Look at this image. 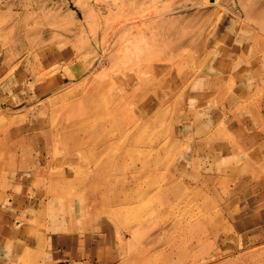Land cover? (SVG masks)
I'll return each instance as SVG.
<instances>
[{
    "label": "rangeland",
    "instance_id": "374dc122",
    "mask_svg": "<svg viewBox=\"0 0 264 264\" xmlns=\"http://www.w3.org/2000/svg\"><path fill=\"white\" fill-rule=\"evenodd\" d=\"M241 63L263 88L264 0H0V264H264V102L240 100ZM65 121L85 147L53 149Z\"/></svg>",
    "mask_w": 264,
    "mask_h": 264
},
{
    "label": "bare ground",
    "instance_id": "6f19581e",
    "mask_svg": "<svg viewBox=\"0 0 264 264\" xmlns=\"http://www.w3.org/2000/svg\"><path fill=\"white\" fill-rule=\"evenodd\" d=\"M72 77L75 78V79H77L79 77V74H74ZM99 97L100 96H99V94L97 92H92V93H89V94H87L85 96H81L80 97L79 103L86 104L85 105V108L81 109L82 110V113L80 115L81 117H84L85 118L87 116H92L93 115V113L89 109V107H90V104L93 103V102H98L100 104V101L102 99H99ZM96 113L98 114L97 117L98 118L101 117L102 120L109 119V125H110V131L109 132H111V134H112V131H113L114 127L117 128L116 121H115V111H114V108H108V109L100 108V111L99 112H96ZM73 114L74 113L72 112V118H71V121L72 122L75 119H78L76 117V115L75 114L73 115ZM66 118H70V117L67 116ZM79 120L80 119H78L77 121H79ZM68 124H69L68 121H65L64 123H61L55 129L56 132H58L59 129L60 130L63 129L62 132H61V133H63V132L66 131V129H70L68 131H73V132H71V133L67 132L68 136H71L72 134H74L73 136L76 135V138L75 139L69 138V142H71V143H69L68 145L67 144H63L62 141L55 142L56 141V139H55V141L53 142L54 143L53 144V149H54L55 145H58V148L61 149L62 146L63 147H69L70 145H74V144L77 145L79 149H81V148L85 147L86 144L89 142V139L87 140V142H85V140L83 138H81L82 133L84 132V133H87L88 135H94L93 133L87 132L84 129V126L83 125H79V126L75 125L77 128L75 126H73V128H69V127H67ZM46 127L47 126H45V128ZM63 135L66 136V132ZM95 140H96V145L98 147H101L103 150H107V151H111V150L114 151V150H116L117 151V147H114V145L112 143V136L107 131H106V133H104L102 131V133H100V137L98 139L96 138ZM103 154L104 153H101L99 156H95V154H92L91 155L92 158H93V162L96 165V167H99V166L104 165V164L106 166H108V164L109 165H112L113 164L110 160L108 161V164H107V162L104 163L103 162V159L101 158L103 156ZM138 157L139 158H142V157H147V156L146 155H144V156L143 155H139ZM55 159L56 158H54L53 162L55 161ZM99 160H101V161H99ZM84 171H86V170H84ZM89 172H88L89 173V176L88 177H108L109 175L111 177H116L118 175V171L115 172L113 169H112V171L111 170H107V169H103V170H101V169L96 170L95 169L94 171H89ZM150 175H151V177H154L155 176L154 173H151ZM126 201H128V203L130 202V200H127V199H126ZM126 201H123V202L126 204ZM116 202H117V204H116ZM119 204H121V201H113L110 205H108V207L111 206L110 209H109V211H110V214L113 217L117 216L118 213H119L118 212ZM3 207L5 208L6 206H3ZM106 207H107V205L104 204V206H99L98 209L104 211V209ZM13 230H15V229H9V228H7L5 231L2 230V233H5V235H9V234H11L13 232ZM16 230H18V229H16ZM91 231H92V234H91V238H92L93 235H95L96 233H99L100 232V228H99V226H95L94 228H91ZM14 232H16V231H14ZM166 244H167V246H169L171 248V250H175V251H179L180 250V247L174 241H166Z\"/></svg>",
    "mask_w": 264,
    "mask_h": 264
},
{
    "label": "crops",
    "instance_id": "0c3cea01",
    "mask_svg": "<svg viewBox=\"0 0 264 264\" xmlns=\"http://www.w3.org/2000/svg\"><path fill=\"white\" fill-rule=\"evenodd\" d=\"M232 39L233 38H231V39H229L230 41H232ZM233 52L234 53H236L234 50H233ZM238 52H240V51H238ZM227 54L229 55L228 56V58L230 59V57L232 56V49H231V51L229 50V49H227ZM239 54H242L241 52L239 53ZM228 60V59H227ZM232 66V64L231 63H229V62H227V68L228 67H231ZM232 68V67H231ZM231 68L229 69V70H227V71H230L231 70ZM238 70H240V71H238ZM238 70H236V72H231L230 73V76H237L238 74L237 73H239V79L238 78H236V81H235V84H234V87L235 86H237V87H239V96H240V100L241 101H244V100H248V98H249V96H251L252 94H255V93H257V95H261V98H260V101L263 103L264 102V84H263V88H261V85H259V83H258V81H256V82H250L249 81V79L248 78H244V77H242L244 74L243 73H241V71L242 70H245L246 71V74L245 75H247V72H248V68L245 66L244 68L242 67V63H241V65H239V67H238ZM243 74V75H242ZM242 75V76H241ZM234 79V78H233ZM229 80H230V77H228L227 76V95H230L231 96V89H232V85L231 84H229ZM56 78H51V80L50 81H48L47 82V84L45 85H41L40 87L43 89V90H49L50 88V90H49V92H52V93H54L55 91H56V89L58 88V87H56ZM236 89V88H235ZM232 91L233 92H235L233 89H232ZM51 93V94H52ZM231 99H233V101H236V97H230ZM256 145H259V144H257L256 143ZM240 147V146H239ZM245 148L244 147V145L243 146H241V148ZM3 240V239H2ZM5 240V239H4ZM8 243V240H5V241H1L0 242V254H1V252H2V246L4 245H6Z\"/></svg>",
    "mask_w": 264,
    "mask_h": 264
}]
</instances>
